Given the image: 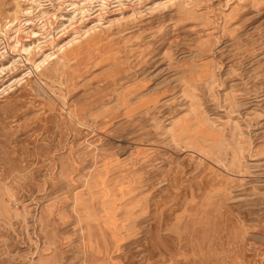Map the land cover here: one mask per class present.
I'll list each match as a JSON object with an SVG mask.
<instances>
[{
  "label": "rangeland",
  "instance_id": "374dc122",
  "mask_svg": "<svg viewBox=\"0 0 264 264\" xmlns=\"http://www.w3.org/2000/svg\"><path fill=\"white\" fill-rule=\"evenodd\" d=\"M0 264H264V0H0Z\"/></svg>",
  "mask_w": 264,
  "mask_h": 264
}]
</instances>
